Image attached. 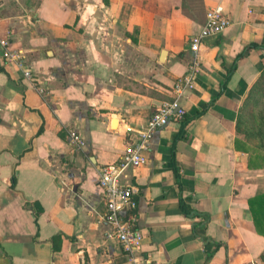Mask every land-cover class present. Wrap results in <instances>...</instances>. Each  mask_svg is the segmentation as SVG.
Returning a JSON list of instances; mask_svg holds the SVG:
<instances>
[{
    "label": "crops",
    "instance_id": "obj_1",
    "mask_svg": "<svg viewBox=\"0 0 264 264\" xmlns=\"http://www.w3.org/2000/svg\"><path fill=\"white\" fill-rule=\"evenodd\" d=\"M215 6L229 25L196 52L184 118L155 131L147 162L128 171L134 256L264 264V169L248 167L236 128L264 70V0H0V39L34 83L0 60V264H133L108 236L97 173L133 139L125 126L144 128L172 99L194 57L187 38Z\"/></svg>",
    "mask_w": 264,
    "mask_h": 264
},
{
    "label": "built area",
    "instance_id": "obj_2",
    "mask_svg": "<svg viewBox=\"0 0 264 264\" xmlns=\"http://www.w3.org/2000/svg\"><path fill=\"white\" fill-rule=\"evenodd\" d=\"M228 25L229 20L220 6L209 8L206 11L204 24L197 33L187 38L188 49L194 57L188 63L185 74L174 81L172 99L162 101L155 108L144 128L133 129L125 126V132L132 133L133 139L124 144L117 161L103 165L98 170L97 183L102 191L106 208L105 220L112 228L108 236L117 241L123 253L131 258L133 264L153 263L149 256H134V253L140 249L142 234L133 226L132 217L126 212L135 207L133 195L137 192V187L129 181L128 171L147 162L144 150L147 141L155 131L169 123H179L184 118L185 109L180 103V98L183 92L193 88L194 80L201 68L196 52L207 37L220 34ZM0 60L12 63L20 72L21 77L34 85L32 72L21 52L12 49L7 39H0ZM35 89L40 95L45 94L44 88L36 87ZM68 136L73 148L82 149L84 141L76 131H69Z\"/></svg>",
    "mask_w": 264,
    "mask_h": 264
},
{
    "label": "trees",
    "instance_id": "obj_3",
    "mask_svg": "<svg viewBox=\"0 0 264 264\" xmlns=\"http://www.w3.org/2000/svg\"><path fill=\"white\" fill-rule=\"evenodd\" d=\"M182 11L184 14L189 15L186 9L183 8ZM250 47L254 46L251 45ZM229 74L230 73H228V75ZM246 100L248 103H251L253 107L252 114L254 115V119L251 122H247L244 121L240 115L237 120L236 128L239 133L241 132L244 135V139L240 143L243 145L244 152L248 154V167L264 169V70L261 72L257 82L250 89ZM238 143L239 142L237 141V148ZM180 210L186 216L192 215V212L182 200L180 201ZM253 222L257 230H260L257 219L254 217V215ZM203 227V223L198 225V228L200 229ZM193 228L195 230L197 226H194ZM195 234L198 237L200 236L196 230ZM208 244L209 243H205L207 249V258L212 254V252H209L208 250Z\"/></svg>",
    "mask_w": 264,
    "mask_h": 264
},
{
    "label": "rangeland",
    "instance_id": "obj_4",
    "mask_svg": "<svg viewBox=\"0 0 264 264\" xmlns=\"http://www.w3.org/2000/svg\"><path fill=\"white\" fill-rule=\"evenodd\" d=\"M252 105L251 103H247L244 107V110L241 113V118L244 121L251 122L254 119V115L252 114ZM253 123V122H252ZM251 124V123H250ZM241 133V132H240ZM242 134V133H241ZM244 136V135H243Z\"/></svg>",
    "mask_w": 264,
    "mask_h": 264
}]
</instances>
